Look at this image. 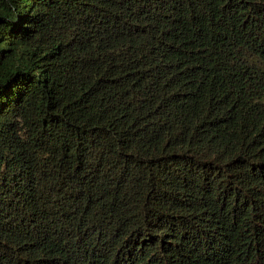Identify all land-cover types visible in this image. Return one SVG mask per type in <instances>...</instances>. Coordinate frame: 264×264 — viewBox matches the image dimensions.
Listing matches in <instances>:
<instances>
[{"label": "trees", "instance_id": "16d2710c", "mask_svg": "<svg viewBox=\"0 0 264 264\" xmlns=\"http://www.w3.org/2000/svg\"><path fill=\"white\" fill-rule=\"evenodd\" d=\"M0 264H264V0H0Z\"/></svg>", "mask_w": 264, "mask_h": 264}]
</instances>
